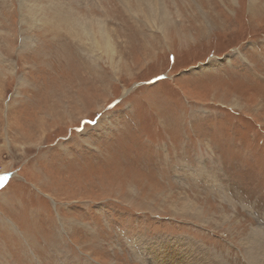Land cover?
I'll return each instance as SVG.
<instances>
[{"label":"rangeland","instance_id":"374dc122","mask_svg":"<svg viewBox=\"0 0 264 264\" xmlns=\"http://www.w3.org/2000/svg\"><path fill=\"white\" fill-rule=\"evenodd\" d=\"M0 177V264H248L264 0H0Z\"/></svg>","mask_w":264,"mask_h":264},{"label":"bare ground","instance_id":"6f19581e","mask_svg":"<svg viewBox=\"0 0 264 264\" xmlns=\"http://www.w3.org/2000/svg\"><path fill=\"white\" fill-rule=\"evenodd\" d=\"M76 1L85 2L89 0H76ZM186 195L185 197H182L184 208L186 210H189V212H191L192 210H195V212H192L191 214L198 215V213L200 212L197 211L196 204L192 200L188 199ZM167 240L160 241L158 243L154 241L153 242L154 244L150 242V244L148 245H141L140 250L144 252H147L150 250L152 255H150L149 252H147L146 254L150 255L151 260L155 261V263L158 260L168 259V261H165L163 264H166V263L168 264H190L191 261H192L191 264H224L223 262L219 261L218 255H217L218 257L216 255H212L213 252L211 250L206 249V251H201L202 248L200 250L196 249V248H200V246L196 244L197 242L192 243L191 240H189L190 243L181 244L179 241H177V239L176 240L174 239L175 241H171V242H168ZM140 242L141 244L146 243L145 240H141ZM242 242L245 245V253L248 255V264H264V230H263V227L257 226L255 228H252L250 231V234L246 237V239L242 240ZM157 253H159L163 258L158 259L156 257ZM156 264H161V263H156Z\"/></svg>","mask_w":264,"mask_h":264},{"label":"snow or ice","instance_id":"6c2138e0","mask_svg":"<svg viewBox=\"0 0 264 264\" xmlns=\"http://www.w3.org/2000/svg\"><path fill=\"white\" fill-rule=\"evenodd\" d=\"M4 178L3 177H0V181H2ZM3 185L2 184H0V187H2Z\"/></svg>","mask_w":264,"mask_h":264},{"label":"water","instance_id":"95a60500","mask_svg":"<svg viewBox=\"0 0 264 264\" xmlns=\"http://www.w3.org/2000/svg\"><path fill=\"white\" fill-rule=\"evenodd\" d=\"M4 178H6V176H4Z\"/></svg>","mask_w":264,"mask_h":264}]
</instances>
